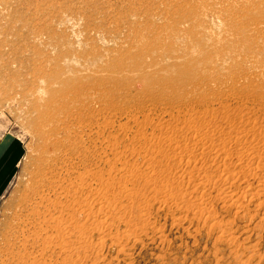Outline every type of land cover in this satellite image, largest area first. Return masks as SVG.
Returning <instances> with one entry per match:
<instances>
[{
  "label": "rangeland",
  "instance_id": "obj_1",
  "mask_svg": "<svg viewBox=\"0 0 264 264\" xmlns=\"http://www.w3.org/2000/svg\"><path fill=\"white\" fill-rule=\"evenodd\" d=\"M0 131V264H264V0H0Z\"/></svg>",
  "mask_w": 264,
  "mask_h": 264
},
{
  "label": "crops",
  "instance_id": "obj_2",
  "mask_svg": "<svg viewBox=\"0 0 264 264\" xmlns=\"http://www.w3.org/2000/svg\"><path fill=\"white\" fill-rule=\"evenodd\" d=\"M18 156L15 138L0 131V198L15 174Z\"/></svg>",
  "mask_w": 264,
  "mask_h": 264
},
{
  "label": "bare ground",
  "instance_id": "obj_3",
  "mask_svg": "<svg viewBox=\"0 0 264 264\" xmlns=\"http://www.w3.org/2000/svg\"><path fill=\"white\" fill-rule=\"evenodd\" d=\"M254 152H255V151H254ZM253 155H254V154H253ZM255 155H256V154H255ZM253 161H254V160H253ZM261 168H262V167H261ZM261 168H260V169H261ZM242 170H243V169H242ZM259 177H260V176H259ZM202 191H203V190H202ZM230 197H231V196H230ZM230 200H232V199L230 198Z\"/></svg>",
  "mask_w": 264,
  "mask_h": 264
}]
</instances>
